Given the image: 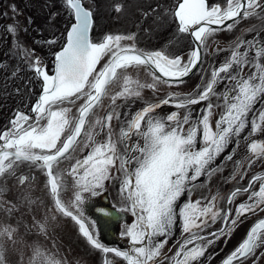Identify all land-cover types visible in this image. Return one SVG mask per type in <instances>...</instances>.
<instances>
[{"label":"snow or ice","instance_id":"6c2138e0","mask_svg":"<svg viewBox=\"0 0 264 264\" xmlns=\"http://www.w3.org/2000/svg\"><path fill=\"white\" fill-rule=\"evenodd\" d=\"M225 2L226 6L222 7L220 4L209 5L208 0H179L173 18L178 31L189 34L195 42L185 59L169 57L159 50L145 52L134 44L122 43L133 40L131 35L106 34L99 42H93L90 38L92 11L84 7L82 0H65L74 22L67 30L65 44L54 54L53 73L50 75L40 65L39 58L33 64L37 78L42 80L41 93L31 106L33 115L18 111L10 121L11 127L0 133V176L15 174V169L24 163L44 170L56 211L71 217L94 249L111 253L126 264H156L177 219L182 233L188 234V238L176 249L171 264H195L207 247L196 243L207 239L198 232H202L209 221L215 223L223 218L224 227L218 233H210L219 239L231 234L240 217L264 211V182L251 192L247 201L236 205L235 218H232L231 208L222 213L217 207L221 199L219 194L212 195L211 199H189L177 211V201L186 191H192L194 182L217 171L211 165L230 141L245 131L249 114L264 97V45L257 46L252 41L237 42L231 47L230 56L211 69L203 90L199 91L201 86H197L198 95L169 93L158 103H148L131 114L118 130H114L112 124L113 119L119 121L121 117V113L115 111L118 99L139 98L143 89L155 92L158 84L183 83V79L201 63L209 37L221 28L231 31L240 19L257 16V9L264 11L261 0ZM120 8V5L115 6L116 11ZM8 30L15 32L12 25ZM252 49L255 52L249 59ZM141 67L152 77L151 83L122 75L129 68ZM245 68L249 69L247 75ZM221 83L225 87L217 92L216 87ZM114 86L119 90L111 94L110 110L105 116L90 120ZM212 97L219 103L213 104ZM80 100L83 103L75 114H72V108L64 106L75 105ZM202 102H207L206 107L195 120L190 111L182 119L179 111L166 117L154 115L162 105L187 109ZM214 108L222 109L215 128L210 122ZM250 123L249 135L264 130V110L253 116ZM187 124L190 127L185 131ZM101 135L104 138L98 140ZM133 138L136 143H132ZM77 151L80 158L73 156ZM247 152L249 166L264 158V139L252 140L247 145ZM73 159L75 162L68 168L58 170L62 162ZM226 159H232L231 155ZM65 174L72 178L74 188L73 199L68 204L60 196L65 187ZM28 179L30 177L21 176L19 182L23 184ZM111 179L119 180L121 196L129 206L125 210H131L136 217L123 233L130 238L128 250L104 246L85 223L82 211L84 194L96 196ZM258 180L264 181V176H253L247 187L233 190L228 196V204L231 205L241 191L249 192ZM94 227L93 223L91 229ZM12 231L10 227L4 228L0 235L7 234L11 238ZM40 231H45L43 224ZM214 242L207 240V244ZM261 243H264V218L257 220L222 264L247 258ZM0 264H4L2 253ZM30 264H62V261L35 248ZM105 264H111V261L105 260Z\"/></svg>","mask_w":264,"mask_h":264},{"label":"flooded vegetation","instance_id":"af4514ba","mask_svg":"<svg viewBox=\"0 0 264 264\" xmlns=\"http://www.w3.org/2000/svg\"><path fill=\"white\" fill-rule=\"evenodd\" d=\"M178 2L179 0L164 1L163 9L166 6H174L170 9H166V7L164 11H162L163 9L160 10V12H162V18L160 20L165 24L163 26L168 27L163 30L162 34H159L157 31L155 32L154 28L148 24V13L137 9L138 19L132 18L130 24L132 27L130 35L133 36V40L130 41V44H134L137 49L145 52L159 50L169 57L181 56L186 59L188 53L193 49L195 44L189 34L180 33L178 31L177 23L173 18V13ZM168 3H171V5H168ZM208 3L209 5L220 4L222 7L226 6L225 0H208ZM261 3L262 8H264V0H261ZM257 12L259 13L257 16L249 17L248 19H240L239 23L235 24L231 31H226L221 28L214 36L209 37L207 47L203 50L201 55V63L197 68L183 79V83L178 85L173 84L172 86L158 84L155 92L151 89H147L148 96L152 97L147 104L158 103L169 93L198 95L197 86H201L199 91L203 90V85H205L207 79L210 78L211 69L213 67H218L230 56V49L237 42L243 40L252 41L257 46L264 45V11L257 9ZM141 32L142 35H140ZM147 32H149L150 35ZM243 47H248V45H244ZM242 50L243 48L241 51ZM254 52L255 49L250 51L249 59L252 58ZM248 73L249 69L245 68L244 74L247 75ZM144 75L146 78L144 82L151 83L152 77L147 72ZM133 79L135 80V78ZM38 85L40 88V81ZM224 87L225 85L221 83L217 85L216 91L220 92ZM110 97L111 95L109 94V97L106 96L103 98L101 106L95 109L90 120H94L97 116L103 117L106 115L107 111L110 110ZM81 103H83V100L77 101L75 105L66 104L64 106L72 108V114H75L76 109ZM212 103L218 104L219 101L215 97H212ZM206 104L207 102H202L197 105H192L187 109H176L170 105H162L160 108L156 109V111L159 110L160 117H166L167 114L173 111H179L181 119L186 112L190 111L192 119L195 120L200 116L201 110L206 107ZM30 105L32 106V103ZM31 106L30 109L26 107L23 110L16 109L13 116L9 118V124L4 130L11 127L10 121L18 111L33 115L31 113ZM135 107L134 100L131 102L123 100L121 103L116 101L115 111L121 113V117L119 121L113 119L112 124L114 130H118L119 125L128 119L131 114L135 113ZM261 110H264V97L257 102L254 106V111L249 114V124L245 131L240 137H234L211 165V167L216 168L217 171L210 176H201L195 181V187L192 191L190 193L186 191L177 201V211L179 207L189 199L192 201L201 198L211 199L212 195L219 194L221 199L217 202V207L222 213L226 212L228 208H231L232 218H235L236 205L247 201L251 192L256 191L260 183L264 182L259 180L256 181L249 192L245 193L241 191V193L235 197L232 204H228V196L233 190L247 187L253 176H264V158L256 160L251 166L246 162L249 158L247 145L251 143L252 140L264 139V130L255 135H249L251 130L250 121L252 117L258 115ZM212 111L213 114L210 118V122L213 128H215V121L221 114L222 109L214 108ZM188 127H190V124L184 126L185 131ZM262 129H264V125H262ZM245 137H247V139H245ZM103 138V135L97 137L98 140H102ZM136 142V138H133L132 143ZM140 142L142 143V141ZM80 155L79 153L75 155L74 158H80ZM229 155L232 157L230 160L226 159ZM74 162L75 159L62 162L64 165L63 169L68 168L70 164ZM237 162H239V164ZM112 171L113 176H115V169ZM21 176H27L30 177V179L22 184L19 182V177ZM241 176L243 179L240 178ZM66 177L72 181L70 176L66 175ZM2 178H13L18 186L40 184V195L43 200L36 207L32 208L33 213L37 212L40 214L39 218L33 216L20 217L19 214L27 208L23 207L21 209L19 203H17L18 206L16 205L15 208L14 206L9 207V212H15L17 214L16 229L13 228L17 233L11 236H16L19 243L22 241L34 242V240L57 241L58 244L56 247L50 244L45 247L47 243H43L42 246L36 244L35 248H40L42 251L54 256L56 259L62 261V264H105V260L111 261V264H126L121 258L114 257L111 253L104 254L100 250L94 249L80 233L79 225L72 220L71 217H66L56 211L55 204L49 192V187L47 186V176L44 170L34 167L29 163H24L15 169V174H5L0 176V180ZM117 180L118 179H111L106 181L104 188L99 190L96 196L85 193L84 196L86 199L82 205V211L84 213L85 223L90 227V230H93L94 236L104 246L128 250L131 247L130 238L123 235V233L126 231L127 227L135 221L136 217L132 214L131 210H125L128 209L129 206L121 196L120 190L115 188V186H117ZM73 193L74 188L61 192L60 196L65 204H68L73 199ZM104 213H107V215ZM261 218H264V211H257L254 214L240 217L236 225L232 227L231 234L221 236L219 239H215L210 233H218L219 230L224 227L223 218L217 219L215 223L209 221L208 226L202 232H198V235L204 236L207 239L196 241V243L206 244L207 247L204 255L200 257L195 264H222L225 258L228 257L245 238L248 230ZM93 223L95 227L91 229ZM41 224L45 226V231L43 232L40 231ZM49 226H51L52 229ZM186 238H188V234L182 233L181 223L177 219L174 227L168 234V243L161 249V255L156 260V264H171V257ZM157 239L162 240L163 237H158ZM209 239L215 242L207 244V240ZM192 246L193 245H189V247ZM22 252L30 255L31 258L33 256V252H29L27 248L22 249ZM0 253L3 254L1 245ZM233 264H264V243H261L247 258L234 261Z\"/></svg>","mask_w":264,"mask_h":264},{"label":"rangeland","instance_id":"374dc122","mask_svg":"<svg viewBox=\"0 0 264 264\" xmlns=\"http://www.w3.org/2000/svg\"><path fill=\"white\" fill-rule=\"evenodd\" d=\"M85 5L90 8V10L93 13V27L91 29V36L93 41L99 42L102 40V38L106 34H121V35H130V31L132 30L131 27V22L132 18H137V9L140 11H143L145 13H148V24L152 26L159 34H162L163 30L165 27L164 23L160 20L162 18V12L160 10L163 9V3L166 0H83ZM37 0H28L26 3H29L30 5H34ZM120 5V11H116L115 6ZM168 5H171V3H168ZM174 5H172L173 7ZM6 9L10 10L11 5L6 6ZM167 7V6H166ZM165 7V8H166ZM171 6L167 7L166 9L172 8ZM51 8V6H49ZM164 8V9H165ZM164 9L162 11H164ZM165 9V10H166ZM147 11V12H146ZM56 13L53 11V14ZM7 14V11L4 12V15ZM57 14V13H56ZM70 12L67 9H62L60 8L59 16H60V25L54 27V32L48 36L50 39L47 40V43L42 45H35L32 48H29L27 50V55L25 53V65L28 66L29 68L33 69V64L36 61V58H39L40 60H43L42 63H44L45 67L49 69V63H46V60L44 59L43 53V48L45 45H47L49 48L54 47L55 43L58 42L59 35L58 33L59 29L65 25L67 22L70 21L69 18ZM170 17V16H169ZM19 20L22 22L23 20L21 18H18V21H16L12 26L16 29V26L19 25ZM37 22V15L35 18ZM28 21V28L32 29L34 28L33 31L36 33L39 32L40 30H43L44 33L41 34V37L46 34V32L49 34L51 31V24L46 23L44 25L41 24L39 26L37 23H32L30 19ZM137 21V20H136ZM135 21V22H136ZM2 22V21H1ZM32 24V25H31ZM0 27V32L2 34L5 32L3 31V28L8 29V24L7 26L3 24ZM6 26V27H5ZM31 27V28H30ZM37 27V28H35ZM170 31V30H169ZM17 32H20V39L21 40H26L28 36V29L21 28L20 30H17ZM149 33V32H147ZM6 32L4 33V35ZM142 35V32L140 33ZM150 35V33H149ZM156 36V35H155ZM40 37V38H41ZM48 41H55V43H48ZM122 43L124 44H130V41H123ZM32 43L31 45H33ZM40 50L35 54L33 53V50ZM25 52L24 50H22ZM33 53V54H32ZM47 56V55H46ZM48 57V56H47ZM146 71L141 67L139 69L137 68H129L125 73H122V75H128L132 79L135 78V80H139L142 83H145L144 80L146 81L145 75ZM31 73L27 72V80L32 79V75L30 77ZM144 75V76H143ZM26 85H29L30 83L28 81L25 82ZM118 86H114L110 90V95L113 94L115 91L119 90L117 88ZM148 90L147 88L143 89L141 92V96L139 98H129V99H118L117 101L121 103V101H135V112L138 110H141L151 99V96H148L147 94ZM25 93V92H24ZM150 94V93H149ZM109 97V96H108ZM21 109L23 110L27 106V100H23V104L21 105ZM16 110V109H15ZM14 110V112H15ZM156 116L160 117V112L157 110L155 112ZM168 115V114H167ZM162 116V114H161ZM79 152L77 151L76 153L73 154V156L78 155ZM64 168L63 163L58 166V170H62ZM65 180V187L64 190H70L73 188V181L69 180L66 175L64 176ZM35 184H27L23 186H18L15 179L13 178H2L0 180V232L3 231L4 228H9L12 229V235H15L17 232L13 229H16V217L17 214L15 212L11 213L9 212V207L16 205L18 206L17 203H19V206L21 209L23 207L27 208L25 211H22L21 214H19L20 217H35L39 218L40 214L37 212L33 213L34 207H36L40 202L43 200L41 195H40V184H36L38 186H32ZM117 186H115L116 189H120V182L117 180L116 183ZM38 187V188H37ZM8 208V209H7ZM7 225V226H6ZM51 229L52 227L49 226ZM9 236L7 234L0 235V245L2 247L3 251V257H4V263L5 264H29L31 260V256L27 255V253H23L22 249H29V252H33L35 245L39 244L40 246L43 245V243H47L45 247H47L48 244H50L53 247H56L58 242L57 241H48V240H34V242L30 241H22L21 243L18 242L16 236H11V238H8ZM31 248V249H30ZM31 252V253H32Z\"/></svg>","mask_w":264,"mask_h":264},{"label":"trees","instance_id":"16d2710c","mask_svg":"<svg viewBox=\"0 0 264 264\" xmlns=\"http://www.w3.org/2000/svg\"><path fill=\"white\" fill-rule=\"evenodd\" d=\"M27 1L28 0H0V27L3 26L2 22L4 25L7 26L8 24L9 26L18 21V18L23 20L22 22L19 20V25L16 26L14 33L6 28H3V31L6 32L5 35V32L3 34L0 32V133L8 126L9 118L14 114V110L22 107L21 105L24 99L27 100L26 108H29L38 90V80L33 69L25 65V53L29 48L35 45H39L40 47V44H46L47 40L52 37L48 35L55 33L54 27L61 24L59 16L60 8L69 10L65 4V0H37L34 5L26 3ZM5 4L7 8L11 5V9H6ZM49 6H51V8H49ZM5 11H7V14L4 15ZM53 11L57 14H53ZM36 15L37 22H34L36 21ZM69 18L70 21L59 29L58 33L61 34L59 38L60 36L61 38L55 43V46L49 48L45 45L42 47L43 52H45L43 53L44 59L46 63H49V69L52 66L54 52L63 44L65 31L69 23L73 20L71 12ZM28 19H30L32 23H37L39 26H41V24L50 23V33L48 34L46 32V34L41 37L44 31L40 30L36 33L33 31L34 28L29 29L27 26ZM24 27L28 29L29 32L26 40H21V33L17 32V30ZM32 43L34 44L31 45ZM39 50L40 48L38 50H33V53L36 54ZM27 72L31 73L32 79L27 80ZM26 81L30 84L26 85Z\"/></svg>","mask_w":264,"mask_h":264},{"label":"water","instance_id":"95a60500","mask_svg":"<svg viewBox=\"0 0 264 264\" xmlns=\"http://www.w3.org/2000/svg\"><path fill=\"white\" fill-rule=\"evenodd\" d=\"M84 5V4H83ZM85 7V6H84ZM74 22V18H73V21L69 24V26H68V28H67V30L70 28V26H71V24ZM67 30H66V33H65V41H64V43H63V45L65 44V42H66V35H67ZM193 39V38H192ZM194 44H195V42H194ZM63 45H62V47H63ZM62 47H60L58 50H56V52L57 51H59ZM55 52V53H56ZM54 53V54H55ZM42 67H44L43 65H41ZM45 68V67H44ZM46 70V69H45ZM53 70H54V61H53V69H52V72L51 73H49L50 75L53 73ZM39 79V78H38ZM40 80V82H41V85H40V90H39V92H38V94L36 95V98L38 97V95L41 93V89H42V80L41 79H39ZM36 98H35V101H36ZM35 101H34V103H35ZM33 103V104H34Z\"/></svg>","mask_w":264,"mask_h":264}]
</instances>
